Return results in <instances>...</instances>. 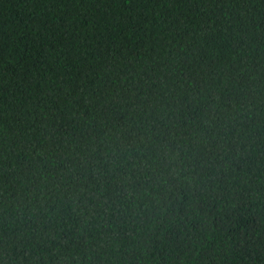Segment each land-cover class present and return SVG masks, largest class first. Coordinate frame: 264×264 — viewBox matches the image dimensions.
Listing matches in <instances>:
<instances>
[{
	"label": "trees",
	"instance_id": "obj_1",
	"mask_svg": "<svg viewBox=\"0 0 264 264\" xmlns=\"http://www.w3.org/2000/svg\"><path fill=\"white\" fill-rule=\"evenodd\" d=\"M0 264H264V0H0Z\"/></svg>",
	"mask_w": 264,
	"mask_h": 264
}]
</instances>
